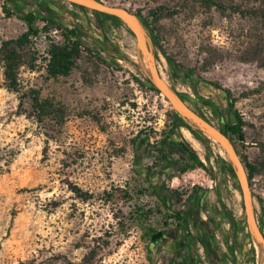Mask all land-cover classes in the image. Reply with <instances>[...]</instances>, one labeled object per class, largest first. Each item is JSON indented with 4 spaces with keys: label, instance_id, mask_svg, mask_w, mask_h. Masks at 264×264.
Here are the masks:
<instances>
[{
    "label": "rangeland",
    "instance_id": "1",
    "mask_svg": "<svg viewBox=\"0 0 264 264\" xmlns=\"http://www.w3.org/2000/svg\"><path fill=\"white\" fill-rule=\"evenodd\" d=\"M26 1L14 7L0 0V264H168L167 251L151 249L158 237L149 241L143 234L153 228L162 237L176 228L167 216L182 209L170 207V192L179 206L193 193L192 199L199 194L214 212L233 214L241 229L235 232L224 218L219 247L232 264H260L243 196L217 162L218 155L227 161L228 156L212 140L209 147L201 144L186 128L175 133L174 143L166 140L172 134V107L147 86L137 40L126 25L111 23L107 41L127 61L101 48L82 51L68 77L50 78L44 59L51 43L64 42L65 30L53 26L46 33L44 22L37 21L43 31L19 50L12 85L6 57L16 46L6 44L27 32L21 16L53 18L105 42L93 13L63 1ZM217 1L222 10L203 0H105L143 16L159 9L166 13L147 29L163 79L220 129L235 121V113L242 116L246 142L238 153L264 164V20L259 14L264 7L254 0ZM50 2L54 5L47 6ZM217 86L232 93L233 109ZM192 154L205 168H192ZM184 163L162 179L164 167ZM250 186L264 233V168ZM75 187L90 198L78 196ZM154 188L163 193L165 207ZM168 207L166 215L153 214L144 223L136 219L137 209ZM194 252L201 262L206 257L199 239ZM172 254L175 262L182 261L181 250Z\"/></svg>",
    "mask_w": 264,
    "mask_h": 264
},
{
    "label": "trees",
    "instance_id": "2",
    "mask_svg": "<svg viewBox=\"0 0 264 264\" xmlns=\"http://www.w3.org/2000/svg\"><path fill=\"white\" fill-rule=\"evenodd\" d=\"M8 3H11L14 7L19 4V0H6ZM102 2H105V0H99ZM206 5L211 6V7H216L219 10H222L225 6H223V4H221L219 1L217 0H203ZM255 2L259 1L262 6L264 7V0H254ZM75 7L83 10V11H87V12H91L93 13L97 18H98V27L101 31V35L104 37L105 42L104 44H102L100 41L96 40L95 38L89 36L88 34H85L83 32H81L80 30H78L76 27H72V28H67L65 27L64 24L59 23L57 20L53 19V18H45L42 16H39L35 13H29L25 16H21L23 20H25L28 24V30L27 32H25L21 37H19L17 40L12 41L11 43H7L6 45H10V44H15L16 46V50H13L12 53H10L7 57H6V67H7V77L8 79L12 82V85H16V76H15V66L18 63L19 57H20V53L19 50H23L27 45H29L31 43V40L34 37H38L39 34L41 33V31L44 30V32H49V30L51 29V27L53 26H58L61 29H64L65 34H64V42L62 44H55V43H51L48 49V58H45L44 61L46 62V71L48 73V76L50 78H59V77H68L71 72L73 71V69L75 68L76 65V61L79 59L82 51H87L89 53H95L98 50H100L99 48L102 49L103 52H111L112 54L115 55V58L118 59H122V60H128V58H126V56H124L122 53H120L117 48H110L111 46H109L108 44V36H107V30L110 27L111 23H115L118 26H123V23L112 16H108V15H104V14H99L96 12H92L90 10H87L85 8H82L80 6H76ZM235 7V6H233ZM130 10V9H128ZM131 12L135 13L140 20L142 21V23L145 25L146 29H149L151 26V21L152 22H158L159 20H161L162 16L166 15L165 12H162L161 9L159 10H155L152 11L148 14V16H143L140 13H136L132 10H130ZM259 14L261 15V17L264 20V11L262 13ZM171 15V14H168ZM37 21H43L45 26L40 29L39 27L36 26V22ZM128 31L131 33V31L128 29ZM132 34V33H131ZM85 38L91 39L90 44H88L85 40ZM153 38V37H152ZM155 45H157V38H153ZM99 59L104 60V62H107L106 59L101 56L100 54H98ZM157 57V54H156ZM135 65L139 70H141L142 67H139L137 64H133ZM182 74L185 76H190L191 71H185V69L181 70ZM145 77V81L147 86L154 92L160 93L151 83L150 81L147 79L146 76ZM13 87V86H12ZM218 89L222 92V94H224V96L228 99V102H231L230 107L233 109L234 106V102L235 100H233V96L232 93L230 91L227 90H222L219 86H217ZM194 89H196L194 87ZM181 98L183 99V101H186L185 97L183 95H180ZM36 102V104L38 105V107H42V104H39V100L38 98H35L34 100ZM201 117L205 118L204 115L199 114ZM171 121H172V134H170L169 136L166 137V140L169 141L170 143H174L173 141L175 140L173 137H175V133H177L181 128H186L187 130H189V132L194 136V138L199 141L201 144L206 145L207 147H209V145L212 144L211 140H209L205 135H203L202 133H200L199 131L195 130L193 127L188 126L187 124H185V122H183V120L179 117V115H177L174 111L171 112ZM246 126V122L243 121L242 116H240L238 113H235V121L226 126V129H222L223 132L226 133V135H228L230 137V139L232 140L236 150H239V145L245 144L246 142V136H245V132H244V128ZM239 152V151H238ZM190 161L193 163V166H198L201 168H205V164L200 160V158L196 155V154H192ZM217 162L219 163L220 169L221 171L224 173V175L226 177H231L233 179V181L235 182V185L237 183V179L235 176V173L230 165V163L225 160L222 156L218 155L217 156ZM244 165L247 169V175H248V179L249 182L251 183L252 179L254 177H256L259 172L264 168V164H252L250 162H248L246 160V158L243 159ZM154 195L159 199V201L161 202L162 206L165 207V202H163V193H161V191L158 188H154ZM74 192H76V194L80 197H82L84 200H88L90 198V195L87 193H84L80 188H73ZM193 195V193H192ZM192 195L189 196L188 201L192 200ZM167 207V206H166ZM167 209L169 210L170 208H166V210H162L160 208H157L155 211L148 209V210H144L142 208L137 209L136 210V219L140 222V223H144L146 221H149L151 216L153 214H164L166 215V211ZM224 218L228 221L229 225L232 227V229L235 232L240 231V222L233 216V214L229 213V212H225L224 211ZM168 220H174L177 223V227L179 228H183V230L185 229V232H188L190 230H188L190 224L188 223V220L185 217V212H180L177 211L174 214H172L171 216H167ZM263 232V231H262ZM158 234V231L153 229V228H147L143 234L144 238L146 240L152 241V239H154L156 237V235ZM214 237V236H213ZM191 238V242L192 245L194 246L195 242L197 239L200 240V243L206 248V242L204 240L203 237H197V235L191 234L190 235ZM214 239V238H212ZM252 251V260L253 257H255V248L253 247ZM93 255V252H92ZM198 259V258H197ZM199 261V259H198Z\"/></svg>",
    "mask_w": 264,
    "mask_h": 264
},
{
    "label": "water",
    "instance_id": "3",
    "mask_svg": "<svg viewBox=\"0 0 264 264\" xmlns=\"http://www.w3.org/2000/svg\"><path fill=\"white\" fill-rule=\"evenodd\" d=\"M72 5L80 6L92 12L104 14L119 19L131 31L137 40L138 57L143 65V70L150 83L160 92L170 103L172 110L190 127L205 135L209 140L214 139L225 150L236 179V186L243 196L244 210L246 214V224L251 239L264 251V233L258 224L253 192L247 175V169L243 159L236 150L232 140L222 129L201 117L195 112L179 94L163 79L157 65L153 52V43L148 35L145 25L140 18L125 7L112 6L99 0H60ZM36 2V1H35ZM37 3V2H36ZM143 57L147 61V67L143 62ZM264 264V262L262 263Z\"/></svg>",
    "mask_w": 264,
    "mask_h": 264
},
{
    "label": "crops",
    "instance_id": "4",
    "mask_svg": "<svg viewBox=\"0 0 264 264\" xmlns=\"http://www.w3.org/2000/svg\"><path fill=\"white\" fill-rule=\"evenodd\" d=\"M170 167H164L162 179H165L164 174L170 175L173 172L167 173ZM169 199V205L175 209H182V212H185V217L190 224L188 232H185V229L176 228L170 230L172 233L166 232L164 236L161 237V230L156 235V241L152 243L151 249L156 253L162 254L165 251L169 253V263L173 261L174 264H203L201 261H198V257L195 255L194 246L192 245L190 235L193 234V231H196L199 234V237H203L204 232H211V238L214 244L209 246V252L211 253V263L212 264H232V259L230 255H227L223 249L219 247L220 242L218 238L222 235V232L219 228V225L225 220L222 210L216 208L215 212L211 206L208 207L207 202H203L200 195L194 196V198L187 202L184 206H179V200L177 199L176 194L169 193L167 195ZM205 201V200H204ZM220 206V203L218 204ZM180 207V208H179ZM220 215V216H219ZM199 220V223L197 222ZM165 230V229H164ZM206 230V231H205ZM160 235V237H159ZM215 235V237H213ZM222 245V244H221ZM181 250L183 257L182 261H174V256H172L173 251ZM184 259V260H183Z\"/></svg>",
    "mask_w": 264,
    "mask_h": 264
},
{
    "label": "flooded vegetation",
    "instance_id": "5",
    "mask_svg": "<svg viewBox=\"0 0 264 264\" xmlns=\"http://www.w3.org/2000/svg\"><path fill=\"white\" fill-rule=\"evenodd\" d=\"M57 1H60V0H57ZM26 3H27L26 0H22V1L19 0V4L17 6L24 5ZM33 5L38 6V4L35 1L33 2ZM53 5H54V2H50V4H47V6H53ZM186 166H187V164H185V163L184 164H171V165H169L170 168L168 169L169 171L167 173L177 171V170H182ZM185 204H187V202H185ZM197 222L199 223V220H197ZM193 234L197 235V237H199V234H197L196 231ZM202 236L206 242V248L203 245L202 246L204 248V253L206 256L207 263L212 264L211 263V257L212 256H211V253L209 252V246H211V244H214V243H213V240L211 238V232L210 231L204 232V234H202ZM214 237H215V235H214Z\"/></svg>",
    "mask_w": 264,
    "mask_h": 264
},
{
    "label": "bare ground",
    "instance_id": "6",
    "mask_svg": "<svg viewBox=\"0 0 264 264\" xmlns=\"http://www.w3.org/2000/svg\"><path fill=\"white\" fill-rule=\"evenodd\" d=\"M143 62H144V64H145V66L147 67L146 62H145L144 60H143ZM162 77H163V76H162ZM184 135H185L187 138H189V135H188V132H187V131H186V133H184ZM212 141L214 142L215 146H216L217 149L219 150L220 154H222L223 156H225L226 153H225L224 148H223L219 143H217L214 139H212ZM257 249L259 250L260 255H261V261H260V264H262V263L264 262V251L261 250L260 247H257Z\"/></svg>",
    "mask_w": 264,
    "mask_h": 264
},
{
    "label": "built area",
    "instance_id": "7",
    "mask_svg": "<svg viewBox=\"0 0 264 264\" xmlns=\"http://www.w3.org/2000/svg\"><path fill=\"white\" fill-rule=\"evenodd\" d=\"M203 250H204V248H203ZM204 254H205V253H204ZM201 260H202V263H203V264H208V263H207V260H206V257H205V258H204V257H201Z\"/></svg>",
    "mask_w": 264,
    "mask_h": 264
}]
</instances>
